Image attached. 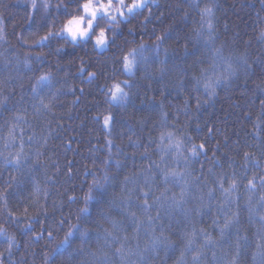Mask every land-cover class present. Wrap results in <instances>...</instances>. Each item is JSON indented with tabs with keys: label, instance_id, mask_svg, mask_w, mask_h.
Masks as SVG:
<instances>
[{
	"label": "trees",
	"instance_id": "16d2710c",
	"mask_svg": "<svg viewBox=\"0 0 264 264\" xmlns=\"http://www.w3.org/2000/svg\"><path fill=\"white\" fill-rule=\"evenodd\" d=\"M208 2L210 0L150 2L145 9L138 10L130 22L121 23L115 46L108 45L101 50L94 47L93 39L72 42L70 38L46 41L44 47H29L20 40L21 36L26 40L36 39L47 31L45 25L49 21H53L58 30L68 18L63 10H56L55 5L59 0H51L52 7L48 12L40 6V0H37V11L32 10L30 0H0V24L8 41L0 44V53L3 54L0 59L12 61L9 70L15 83V92L6 109H0V125L5 124L15 111H26L29 121L22 122L24 138L27 141V137L33 133L36 137V140L25 144L29 163L19 172L12 167L5 169L0 166V190L4 189L10 175L19 181L8 186L5 192L7 208L19 217L18 220L5 211V201L0 200V227L5 228L9 236L15 237L11 255L5 252V264H69L72 249L66 245L57 248V243L63 239L70 225L83 224L94 228L93 222L100 220L105 227H111L99 216L98 201L89 204L87 220L79 212L84 207V195L92 183L93 173L97 177L104 176L103 161L109 156L108 140L112 141V159L108 161L107 171L117 183L129 171H138L151 161L159 162L160 153L156 150V143H150L149 138H157L161 131H172L178 138L188 135L193 138L192 143L205 144L206 153L201 150L198 158L190 162L193 175L200 177L201 187L205 191V180L213 181V173H230L229 164L237 170L238 175L246 170L251 175L252 166L245 165L243 152L264 147V131L260 132L259 137L253 134L257 118L264 120V87H258L264 81V37L261 36L264 31V0H214V46L221 48L224 56L231 55L233 66L239 69L229 83L218 85L214 94L206 91L203 83L196 84L201 68L209 65L211 52L205 46L208 30L203 29L200 37L196 35V30L201 28V16L193 5L199 3L203 8ZM149 8L151 16L145 21L144 16L148 15ZM70 11L79 14L75 4L71 5ZM118 19L123 21V18ZM132 26L135 31L130 34L129 28ZM157 36L163 39L157 42ZM141 41L149 46L150 51L153 44L158 43L159 47L150 55L147 64H141L135 76L129 77L121 66L120 56L127 48L135 47ZM61 44L64 47L57 53L56 49ZM40 52L46 54L43 63L33 59L32 72L16 63L17 58L22 60L25 53L35 57ZM238 57L246 58L247 65L242 67L243 61ZM81 58L85 62L83 72L78 70ZM161 68L163 71H160ZM2 69L3 64H0V77L8 75ZM49 70L55 73L62 91L54 114L46 118L51 121L46 127L45 119L34 118L30 87L34 81L29 78ZM220 70L223 71V68ZM90 71L98 72L99 78H89L87 73ZM128 79L132 80L133 86L125 89L129 92L127 102H110L106 95L108 89L114 83ZM20 84H23V89L19 87ZM109 112L113 121L105 127L103 115ZM259 127L264 129V123ZM49 129L51 135L48 134ZM45 136L48 138L47 144L41 140ZM132 141H138L143 146L136 147ZM145 146L151 152V160L141 156ZM38 148L42 153L40 163L30 166L31 161L36 159L35 151ZM184 154L187 155V152ZM216 157H219V161ZM116 160H120L123 167L117 168ZM168 163L171 164L170 159ZM36 182L39 183L40 192L35 191ZM175 190L179 191L178 188ZM261 191L264 189L258 187L253 195L254 204ZM248 195L241 184L237 202L249 237L242 251L241 264H253L252 253L258 242L254 235L255 227L247 217L245 200ZM215 197H221L219 191ZM25 208L27 214L21 215ZM214 212L215 206L198 218L199 223L211 225ZM112 215L117 219L122 218L117 211H113ZM152 215H155V211ZM164 223L168 224L169 221L165 219ZM182 228V222L172 221L169 229L172 238L177 241V249L180 247L179 232ZM209 230L212 231L211 228ZM48 231L53 232L52 237L47 235ZM36 233L42 235L37 236ZM127 233L131 237L130 226ZM146 238L141 230V246ZM80 243L76 240L72 247ZM136 243L135 239L130 238V246L134 248ZM97 246L93 234L85 248L95 249ZM7 247L8 239L0 236V252ZM178 254V251H170L167 260H163L164 253L160 252L156 259L162 264H172ZM85 256L73 253L72 264H83ZM113 260L114 264H119L118 256Z\"/></svg>",
	"mask_w": 264,
	"mask_h": 264
},
{
	"label": "snow or ice",
	"instance_id": "6c2138e0",
	"mask_svg": "<svg viewBox=\"0 0 264 264\" xmlns=\"http://www.w3.org/2000/svg\"><path fill=\"white\" fill-rule=\"evenodd\" d=\"M150 2L155 3L156 0H83V2L81 0H67V2L59 0V3L55 5L56 10L58 12L63 10L68 17L62 26L57 30L54 27V22L49 21L45 25L47 31L43 35L32 40H26L21 36L20 40L29 47L36 45L44 47L46 41L57 38H70L72 42L95 38L94 47L115 46L121 23L130 22L136 17L138 10L142 11ZM30 3L32 10L37 11V0H30ZM72 4L76 5L79 14L70 11ZM40 6L45 12H48L52 7L51 0H40ZM193 6L197 8L201 16V28L196 30V35L200 37L203 29L208 30L205 46L211 52L208 57L209 65L201 68V75L196 77V84L203 83L205 90L214 94L216 87L229 83L237 75L239 69L233 66L231 55L224 56L221 48L214 46L212 23L214 0L205 3L203 8L199 3H195ZM150 16L151 9L149 8L148 15L144 16V20L147 21ZM118 18H123V21ZM102 20L106 22V27L97 32V27ZM134 31V26L129 28L130 34ZM261 36L264 37V31L261 32ZM162 39V36L156 37L157 42ZM7 42L3 25L0 24V44ZM63 47L64 45H60L56 52L59 53ZM158 47V43L153 44L150 51L149 46L141 41L135 47L127 48L120 56V63L125 73L129 77L135 76L139 66L146 65L150 55ZM2 55L0 53V56ZM45 55L44 52H40L33 57L29 53H25L22 60L17 58L16 63L22 64L27 71L32 72V60L35 59L43 63ZM237 59L243 61L242 67L247 65L246 58L238 57ZM11 63V60L0 59V64H3L2 70L8 72V75L0 77V109H6L10 97L15 92L14 77L9 70ZM84 68L85 62L81 58L78 70L83 72ZM221 68L223 71L220 70ZM160 71H163V68ZM87 75L92 79L99 78V73L96 71H90ZM29 79L34 81L30 85L34 118L45 119L47 127L51 121L46 118L55 112L62 85L58 86L59 81L51 70L41 71L39 75H34ZM132 86L131 79L114 83L106 95L110 102L126 103L129 99V92L125 89H130ZM19 87L23 89L24 86L20 84ZM258 87H264V81ZM21 100H23V96H21ZM28 121L29 117L26 111H15L5 124L0 125V166L5 169L12 167L19 172L25 164L29 163V152L25 150V144L36 140V137L33 133L27 137V141L25 140V128L22 126V122L28 123ZM112 121L113 116L110 112L103 115L105 127H108ZM261 123H264V120L258 117L253 126V134L257 137L261 131H264L259 127ZM48 134L51 135V129ZM41 140L43 144L48 142L46 136L41 137ZM192 140L193 138L188 135L178 138L172 131H161L157 138L150 137L149 142L156 143V150L160 153L159 162L151 161L146 166L142 165L138 171H129L118 183L110 177L107 171L108 161L112 159L110 151L112 141H107L109 156L103 161L104 176L97 177L93 173L92 183L84 195V207L80 208L79 212L87 220L86 214L90 213L89 204L98 201L99 216L111 227H105L100 220L93 222L94 228L86 227L83 224L70 225L63 239L57 243V248L66 245L68 249H72V252L69 253V264H72L73 253L82 256L86 254L83 264H114L113 257L116 256L119 257V264H162V261L156 257L160 252H163V260H167L170 251L179 253L172 264H241L242 251L249 239L248 229L241 221V209L237 202L241 184L249 193L245 200L247 217L249 223L255 227L254 235L258 239L255 251L252 253L253 264H264V191H261L255 204L252 201L257 188L264 189V174H261L264 172V147L243 152L242 159L245 165L252 166L251 175H248L247 170L242 175H238L237 170L232 167V164H229L230 173L221 172L219 175L213 173L215 177L213 181L205 180L207 187L205 191L201 187L200 177L193 175L190 162L198 158L201 150L206 153L207 149L203 142L197 144L192 143ZM132 143L136 147L143 146L138 141H132ZM185 152L187 155L184 154ZM41 155L40 149H36V159L31 161L30 166L39 164ZM141 156L151 160V152L148 147L145 146ZM168 159L171 160V164L168 163ZM216 160L219 161V157H216ZM181 162H183V167H181ZM115 166L123 167L120 160L115 161ZM256 169H260V171ZM46 179L51 178L46 177ZM18 182L17 177L10 175L9 180L5 182L4 189L0 190V200L5 201V211H8L9 215L17 220L19 217L7 208L5 192L8 186ZM109 188L112 190L109 191ZM177 188L179 191L175 190ZM35 191H41L38 182H36ZM217 191L221 194L219 199L215 197ZM213 201H215V205H213ZM213 206H215V212L211 218V225L200 224L198 218L212 210ZM42 210L47 211L46 208H42ZM113 211H117L122 218L117 219L113 216ZM153 211H155V215H152ZM26 214L27 209L25 208L21 215ZM165 219L169 221L168 224L164 223ZM172 221L183 223V228L179 232L180 247L178 249L176 248L177 241L172 238L169 231ZM128 226L132 229L131 237L127 233ZM210 228L212 231L209 230ZM29 230H31L30 227ZM141 230L147 237L143 246L140 244ZM213 232L216 234L214 235ZM93 234L98 242L97 248H85ZM36 235L40 236L42 233H36ZM47 235L52 237L53 232L48 231ZM0 236L8 239V247L0 252V264H5V252L11 255L15 237L9 236L7 230L2 227H0ZM130 238L137 241L134 248L129 244ZM76 240L81 243L73 248V242ZM100 241L103 243H99ZM113 245L119 246L113 247Z\"/></svg>",
	"mask_w": 264,
	"mask_h": 264
},
{
	"label": "clouds",
	"instance_id": "9594fccd",
	"mask_svg": "<svg viewBox=\"0 0 264 264\" xmlns=\"http://www.w3.org/2000/svg\"><path fill=\"white\" fill-rule=\"evenodd\" d=\"M106 27V22L105 21H100V23H99V25H98V27H97V32H99L101 29H104ZM93 37H95V34H93ZM90 39H93L94 40V42H95V38H90ZM65 43H66V41H65ZM61 45H63V44H61Z\"/></svg>",
	"mask_w": 264,
	"mask_h": 264
},
{
	"label": "rangeland",
	"instance_id": "374dc122",
	"mask_svg": "<svg viewBox=\"0 0 264 264\" xmlns=\"http://www.w3.org/2000/svg\"><path fill=\"white\" fill-rule=\"evenodd\" d=\"M105 47H106V46H105ZM105 47H98V48L102 50V49H104Z\"/></svg>",
	"mask_w": 264,
	"mask_h": 264
}]
</instances>
